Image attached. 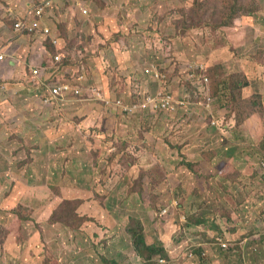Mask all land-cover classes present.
Returning a JSON list of instances; mask_svg holds the SVG:
<instances>
[{
  "label": "rangeland",
  "instance_id": "374dc122",
  "mask_svg": "<svg viewBox=\"0 0 264 264\" xmlns=\"http://www.w3.org/2000/svg\"><path fill=\"white\" fill-rule=\"evenodd\" d=\"M259 1L260 9L244 24L237 20L235 27L215 32L210 23L184 33L182 13L172 11L190 8L195 0H53L55 9H61L64 33L69 34L71 20L78 33L66 37L67 47L60 43L51 54L63 56L57 64L71 57L75 75L86 76L83 86L101 88L110 104L89 95L85 101L72 97L71 101L79 99L94 110L89 119L99 116L105 122L87 126L84 136L74 139L65 136L75 132L69 125L71 110L53 111L44 102L57 81L76 83L61 67L46 68L48 78L45 75L32 86L28 83L27 93H5L0 99V104L13 106L0 108V130L9 132L2 143L6 152L0 154V264H49L55 262L54 256L62 264H103L105 254L122 264L130 260L140 264L128 250L132 246L126 228L129 215L137 217L136 224L143 222L151 242L165 248L166 253L158 254L164 261L173 257L168 248H181L175 253L179 261L203 238L190 217L201 197L211 200L205 209L206 226L216 236L231 246H241L239 242L249 236L247 247H240V264H264V159L253 154L264 137V118L251 117L234 126V114L216 103L213 80L204 70L221 63L228 75L254 73L251 55L264 48V0ZM32 7L35 15L36 5ZM5 11L0 9V14ZM16 21L6 19L10 29ZM242 25L246 29H235ZM250 35L254 44L249 46ZM150 67L155 70L153 78L145 73ZM159 93L158 97L171 95L180 102L175 111L127 114L113 105L118 99L129 104ZM12 116L24 118V123L14 128ZM235 129L240 135L230 139ZM14 130L15 135L7 139ZM41 130L52 134L39 148L32 147L28 156L21 148L22 138L28 141L27 134ZM76 131L80 133L79 127ZM226 137L234 143L229 150L224 148ZM78 148L77 155H69V149ZM213 150L218 151L214 157L204 158L205 152ZM193 162L198 173L189 168ZM227 163L241 171L229 193L219 187ZM142 168L155 170L158 183L155 186L146 176L140 193L134 179ZM223 209L235 212V227L233 219L222 215ZM12 228L18 230L15 238L21 244L12 236ZM226 257L233 258V251ZM228 259L217 264H230ZM156 264L164 263L156 260Z\"/></svg>",
  "mask_w": 264,
  "mask_h": 264
},
{
  "label": "trees",
  "instance_id": "16d2710c",
  "mask_svg": "<svg viewBox=\"0 0 264 264\" xmlns=\"http://www.w3.org/2000/svg\"><path fill=\"white\" fill-rule=\"evenodd\" d=\"M260 9V1L259 0H195V3L192 7H182L172 11L176 13L177 11L181 12L183 15L182 23H183V30L181 32H187L192 28H199L205 24H213V29L215 32L219 30L231 29L232 27L236 26V21L239 24H244V19L252 17V15L257 13V10ZM20 20V19H18ZM10 21V20H9ZM36 23H34V26ZM33 25V24H32ZM176 25V24H175ZM244 25L237 28H242ZM258 25L253 24V27L257 28ZM177 27V25H176ZM250 27V28H253ZM243 29H246L245 26ZM263 29V28H262ZM179 30V28H178ZM252 33V29H251ZM53 35V33H52ZM249 35V34H248ZM63 38L60 39V43H64L63 47H67L68 39L63 34ZM227 39L230 43L229 37L227 35ZM231 39V38H230ZM246 43L250 46L254 44L253 36H247ZM250 41V44H249ZM257 38L255 43H257ZM48 47L54 49L55 47L59 48L58 46H54L52 44V40L49 38L47 39ZM60 45V44H59ZM70 51H68L69 53ZM55 53V52H54ZM53 53V54H54ZM249 57V56H248ZM254 57V58H253ZM66 61L63 63H67V61L71 57H67ZM251 60L253 66L255 68L254 72L257 70L259 73L262 72L264 69V48H260L258 52L254 55H251ZM208 76L213 80V90L211 92L212 96L215 98L216 103L220 104L221 106L227 108L231 114H234L236 118V123L234 126H241L243 125L248 119L251 117L261 116L264 118V89L260 87V82L256 75L253 74L251 70H246L242 73H235V74H227L225 67L223 64H215L210 66L209 68L205 67ZM252 72V73H250ZM146 76V75H145ZM202 83H199L203 86L204 84V77ZM69 84V82L64 81H57L55 84ZM198 85V84H197ZM197 89V87H195ZM247 89H250V92L247 93ZM86 91V90H85ZM206 103L211 97H207V91H203ZM201 94V93H200ZM72 95V94H71ZM65 98V97H64ZM212 100V99H211ZM226 100V102H225ZM179 104V102L177 101ZM161 111V110H160ZM172 112V111H171ZM260 117V118H261ZM257 121V120H256ZM259 122V121H258ZM240 135V132L235 130H231L229 134V138L233 139ZM226 137L228 141V145L224 148L229 150L230 145H234V143L229 142V138ZM218 153L217 150H213L212 152H205L203 154L204 158L211 159ZM229 156H233L232 152L227 153ZM253 154H255L258 158L264 159V137L260 140V142L255 147ZM184 161V159H183ZM182 161V162H183ZM185 163V162H183ZM194 164V165H193ZM193 164L189 163V168L198 173L199 168L197 167L196 162ZM188 166V165H187ZM157 172L155 170H150L146 168H142L141 173L137 176L134 180V185L136 188V184H139V192L142 193L145 189V178L146 176H150L154 185L156 186L158 183L157 180ZM241 175V171L238 168H235L231 163H227L224 169L221 171V180L219 181L220 189L224 190V192L229 193L230 189L234 187L233 184L238 176ZM197 194L200 195L198 190H195ZM218 193V192H217ZM211 200L209 198L202 199V197L196 202L194 205V212L195 215H191V220L194 222L197 228L201 229L200 234L203 238L206 239V244L204 245H196L192 248L193 258L191 260H187L186 263H194V264H217L222 261V259H228L226 255L230 254V251H233L234 257L229 258L230 264H240V251L241 248L247 247V239L249 236H246L242 239L243 235L240 237L242 239L238 244H234L231 246L227 243V246H223V242L220 240V236H216L214 231L209 227L206 226L207 220V212L205 211L206 207L209 205ZM222 215L226 217L228 220L233 219L235 227L238 222L235 216L234 211H227L223 209ZM136 216L129 215V220L127 222L126 228L127 232L130 235L132 240V246L135 248L138 255L141 257L142 262L146 264H156L155 255L166 253L165 248L159 244L158 242H151V236L148 235L147 230H145V225L142 221L136 224ZM192 223V222H188ZM220 225H218V229ZM197 231V230H196ZM223 239V238H222ZM224 241V239H223ZM243 241L245 243L243 244ZM212 245L216 246L215 248V255L211 252L209 247ZM251 246V245H250ZM251 249V248H250ZM237 252V253H235ZM103 260H112L114 264V257L108 256L107 254L102 255ZM164 264H179L178 261L174 262L169 260ZM185 257L181 260L184 261ZM111 262V261H109ZM108 263V262H107ZM59 264V263H57Z\"/></svg>",
  "mask_w": 264,
  "mask_h": 264
},
{
  "label": "crops",
  "instance_id": "0c3cea01",
  "mask_svg": "<svg viewBox=\"0 0 264 264\" xmlns=\"http://www.w3.org/2000/svg\"><path fill=\"white\" fill-rule=\"evenodd\" d=\"M46 1L47 0H34V1L33 0H0V9H6V11L3 14H0V51L4 53L6 56V59L3 62H0V72L4 80V82H2V86L0 87V99H4L5 93H15V92L27 93L30 90L27 87V84L29 83L32 86L35 83H37L35 80L36 76H34V73H33L34 69H39L40 71L38 80L39 78L45 77L46 68L55 69V67H61L65 71L66 77L71 78L74 81L76 80V82L80 81V77L82 75L80 77L76 76L74 73L75 72L74 66L70 65L71 63H74V61H72V59H69L67 63L57 64V63L62 62L63 59L59 62L55 61L54 54L53 53L51 54L52 48L47 46L49 44H47V37L42 32V27H45V26L50 27L53 33V37L58 38L59 40L64 37L63 36L64 30L63 28L61 29L62 24H61V20L59 19L60 17L59 10L61 9H55V6H53L54 5L53 3L51 4L50 7L46 8L45 10L46 14H44L43 20L38 16L37 14L38 8ZM32 4L36 5L35 15L32 13V9H34L32 7ZM7 18L11 22H13V24L15 23L17 19H20L18 21L28 19L31 24L34 25V23H36L35 25H36L37 30L35 33H29L26 31L24 32L17 31L14 26H13V29H10V27L8 26L6 22ZM70 23H71L70 25L71 28L69 29V34L64 33L65 37H68V38L69 37L71 38L73 34L78 33V30H76L77 24L75 23V21L71 20ZM261 28L263 27L258 26V29H261ZM73 57L75 58V56ZM51 63L54 64L53 67H48L50 66ZM148 69H151V67L147 68L145 70V73L148 74L150 78H152V75L147 73ZM253 74L256 75L255 72ZM48 76L49 75H46L45 79H47ZM256 76H257L256 79H258L260 82V87L264 89V69L262 70L261 73H258ZM258 76H262V77H258ZM84 79H86L85 75H84ZM5 81H8L10 84H5ZM64 82H67V81H64ZM15 84L19 85V87H15ZM38 88L41 89L40 87ZM85 88L88 89L90 87H85ZM34 90L36 91V89ZM72 97L74 96L71 94H67L65 95V98L59 97L57 99H52L51 101L56 102V104H53L54 102L49 103V99H46L44 102L45 104L49 105L47 107H51L50 109H52L53 111H56V109L57 108L59 109V107H62V108L65 107L71 110L70 115L72 116L73 119L70 120L69 125L72 126L71 131L75 130V132L74 133L70 132L68 134H65V136L68 138H74V139L82 138V136H84L85 134L83 130L86 129L87 126L96 125L98 121H101L102 124H104L105 122H103L102 120H99L100 119L99 116L97 117L98 118L97 120L89 119L90 116L88 115L91 112H94V110H90L87 107H85L84 104H82L81 102H78L79 99L75 100L76 98L75 99L73 98L74 101H71ZM5 106L11 107V108L13 107L9 103L0 104V108L2 109H5ZM115 108L117 109L116 111H118L119 113L121 112L124 113L121 107L115 106ZM91 117H94V116H91ZM9 120L13 122L12 125L14 128L24 123V118H21L18 116L16 117L12 116L9 118ZM115 125H117V123H115ZM77 127H79L80 129V133H77L76 131ZM117 130L119 131L120 128ZM8 133L9 132H6L4 129L0 130V154L1 155H3L6 152V148L3 147L2 143L6 140L5 134H8ZM51 134L52 132L50 130H48V132L41 130L37 133L27 134L26 137L28 138V141L22 138V141H24V144L22 145L21 143L18 147L22 145L21 148L22 149L25 148L27 155L31 156L32 147L39 148L40 143L47 141ZM12 135L13 136L15 135V130L11 132V134L8 135L7 139L10 138ZM35 141L38 143H35ZM78 152H79V148L74 149V150L73 149L68 150V153L70 156H73L74 154L77 155ZM69 165L72 166L73 165L72 162ZM4 170H7V167H5ZM64 227L69 228V229H75L74 226H71V225L70 226L67 225ZM194 230L196 229L194 228ZM12 231H13L12 236L14 237L15 241L18 244H21V241L15 238L16 234H18L19 236L18 230L12 228ZM97 244L99 243L97 242ZM196 244L204 245L206 244V241H204V239L201 238L200 241L196 242ZM131 247L130 249H128L129 254H132L138 257L140 264H142L143 262L141 261V257L134 250V247L132 248ZM209 248L211 252L215 255V248L213 246ZM17 249H21V246L20 248H17ZM180 249L181 248L178 249L176 247L167 249L169 254H173L171 261H174V262L177 261L175 259V253L177 251H180ZM46 252H48V250H43V254H45ZM186 255L188 257H191L189 260L193 258L192 252H187ZM187 256H185V251H184L182 258L180 259L182 260L185 257V260L184 261L179 260L178 263L180 262L179 264H188L186 263V261L188 260ZM154 257H156L155 258L156 260L160 261V256L158 254H156ZM54 259H55V262L54 263L52 262L49 264H57V263L62 264V262L59 260L57 256H54ZM50 261L51 260L49 259V262ZM102 262L103 264H113L112 260L111 262L107 263V261L102 259ZM160 262L166 263V261L164 262L160 261ZM114 264H122V263H121V260H119V258H114ZM128 264H135V263L133 260H130ZM189 264H192V263L190 262Z\"/></svg>",
  "mask_w": 264,
  "mask_h": 264
},
{
  "label": "built area",
  "instance_id": "2783aa9c",
  "mask_svg": "<svg viewBox=\"0 0 264 264\" xmlns=\"http://www.w3.org/2000/svg\"><path fill=\"white\" fill-rule=\"evenodd\" d=\"M52 0H47L44 2L37 11L38 16L43 20L45 10L46 8L50 7L52 4ZM15 29L17 31L21 32H29V33H35L36 32V26L32 25L28 19L18 21L15 24ZM42 32L43 34L47 37V39L52 40V44L54 46H59L60 40L58 38H54L52 35V31L50 27H42ZM55 60L56 61H61L63 56L61 54H56L55 55ZM6 59V56L4 53L0 51V62H3ZM154 68L148 69L147 73L151 74L154 76ZM34 76H36V82L38 81V76L40 74L39 69H34L33 70ZM156 78L159 77V74L157 73ZM153 78V77H152ZM207 78V77H206ZM86 79H84V75L80 77L81 83H84ZM207 81V79H206ZM3 82V76L0 72V85ZM67 94H72L75 97L80 98L81 100L85 101V95H89L90 98L101 101L105 104H110L109 99L107 96L104 94L101 88L99 87H90L85 91V89L82 87L80 84H75L73 85L72 83H67V84H54L51 86L50 89V95L51 97L48 98L49 101L52 99H57V98H64L65 95ZM161 93H159L157 96L152 97V96H147L145 100L140 101V102H131L129 104H126L122 99H118L113 105L117 107H121L122 111L125 113H139V112H144V111H152L153 109H163L165 111H175L177 105V101L174 99L173 96L171 95H165L162 97H158ZM209 100V104H210ZM262 168L264 169V162L262 163ZM220 240L223 242V246H227V243L223 241L222 238ZM160 261L164 262V259L160 257Z\"/></svg>",
  "mask_w": 264,
  "mask_h": 264
},
{
  "label": "clouds",
  "instance_id": "9594fccd",
  "mask_svg": "<svg viewBox=\"0 0 264 264\" xmlns=\"http://www.w3.org/2000/svg\"><path fill=\"white\" fill-rule=\"evenodd\" d=\"M56 61V60H55ZM58 62V61H57ZM73 85H75V84H80V85H82V87L85 89V90H87L84 86H83V83H81V82H76V83H72ZM89 89V88H88ZM75 97V96H74Z\"/></svg>",
  "mask_w": 264,
  "mask_h": 264
}]
</instances>
